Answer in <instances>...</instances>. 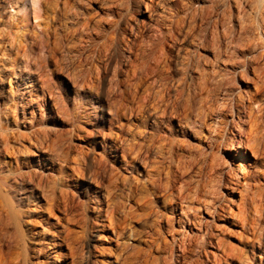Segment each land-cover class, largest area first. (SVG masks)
Wrapping results in <instances>:
<instances>
[{
    "label": "rangeland",
    "instance_id": "rangeland-1",
    "mask_svg": "<svg viewBox=\"0 0 264 264\" xmlns=\"http://www.w3.org/2000/svg\"><path fill=\"white\" fill-rule=\"evenodd\" d=\"M212 4L215 6L214 9ZM205 8L208 15L205 11L202 18L200 13ZM263 10L264 0H0V68L3 66L11 71L14 68L9 78L5 74H0V176L5 174L4 180L8 179L6 184L3 176L0 178V183L7 185V189H4V185L1 184L4 194L2 191L0 194V197L2 195L0 264H163V257L166 255L172 263L171 251L177 249L176 240L179 238L186 243L192 238L193 244L198 242L197 238L200 239L204 251L201 252V257L207 261L206 264H241L243 253L248 249L249 252H245L244 255L246 264H264V249L258 244L259 241L264 243V161L262 155L258 156V152L253 148L259 134L255 123L252 122L256 107L261 103L264 105V51L262 47L261 50L259 48L264 44L262 25L264 12H261ZM211 12L213 14L210 15ZM196 13L199 17L195 16ZM226 13L228 15L230 13L229 18ZM209 15L211 18H208ZM214 16L221 18L220 25L212 27L217 29L216 32L228 28L225 27L226 22H228L226 26L232 27L230 36L227 35L230 40L223 38L219 46L221 50L218 52L215 49L216 45L210 44V47L206 44L197 45L194 39L196 32H200L197 30L202 31L206 22H209V25L213 23ZM15 32L21 41L18 38L17 42L15 39L12 40L16 36ZM27 32L29 36L34 37H32L34 51L31 52L30 59L32 61L37 57L31 62L34 65L32 70L30 66L25 67L29 63L25 53ZM23 33L24 37L21 36ZM208 37L210 38V35ZM257 41H260V44ZM20 49L24 53L19 51ZM254 54L257 58L251 65L249 64L251 67H246L244 61ZM16 55L20 57L12 65V58ZM237 57H240L239 60ZM235 58L238 60L237 63L232 60ZM232 67H236L235 72H232ZM226 69L231 72L229 76L232 82H226L227 89L221 84L216 94L214 112V120L221 119L226 127L223 143L215 146L212 145V138L208 140L207 136L203 138L207 129H203L201 134L176 136L185 138L186 144L189 145L184 152L177 151L180 160L181 157L183 160L187 158L189 160L191 153L195 154L199 149L207 152L212 148L211 153L206 154L208 162L205 159V166L203 163H197L198 165L195 164L192 168L189 166L191 170L188 167V172L186 170L176 182V185L178 184L176 189H180L182 183L178 191L182 195L186 193L187 196L181 204L182 209L180 210L181 207L178 206L175 212L165 211L161 209V202L166 196L155 199L153 195L144 194L143 190H138L137 196L131 200L126 194L128 181L139 180V187L141 186L140 179L141 181L145 179L142 163L132 162L130 158L135 156L132 152L124 159L120 151L117 152L116 159L107 156L105 160L103 150L109 149L114 141L122 139L130 142L134 132L135 137L137 136L135 141L138 140L139 143L149 136L152 131L150 127L158 120L160 108L167 105V97L168 102L170 101L167 105V117L170 118L171 125L178 128L177 119L172 117L171 113L169 115V111L173 109L172 105L180 110L181 116L187 114L188 119L192 118L193 111L180 108L188 104L191 96H194L192 99L198 98L196 104L202 100L199 103L204 102L207 105L206 88L209 87L212 76L216 75L212 79L215 81L228 71ZM20 71L24 73L31 71L37 84V90L31 95L35 102L31 104V109L26 110L25 115L21 114V107L17 103L24 100L20 93H26L29 80L27 74L20 77ZM203 71L210 74L207 72L206 76ZM199 73L207 80L205 77H202L205 78L204 81L198 77ZM198 81L200 82L198 87L202 92L196 88L195 83ZM203 83L204 85H201ZM10 86L14 89L12 90ZM201 86H204L205 90ZM179 90H182L181 96L177 94ZM197 90L200 94L196 93ZM173 94L179 97L175 98ZM184 95L186 100L183 98ZM226 98L233 99L232 102L239 101L240 112L233 106L231 111L222 113ZM254 101L257 102L253 103ZM135 129L140 131H134ZM216 134L217 131L213 130L211 137ZM204 142L206 145L210 143V147ZM155 150L156 148H153L151 156L157 155ZM183 153L189 157L184 158ZM188 160L185 162L186 165H189ZM97 161L101 162L105 170L103 182L108 184L111 180L117 179L118 183L110 199L103 197L104 207L119 200L117 203L120 209L115 214L129 213L132 217L120 220L118 233L123 232L120 235L116 234L114 229H107L105 233L95 229L91 222L94 213L89 207L86 190L90 180L91 185L96 187V182L90 179L93 174L90 168ZM71 166L75 168L72 169ZM112 172L115 174H111ZM106 173H109V177ZM213 173L217 176V179L214 177L215 184L211 182ZM248 174H250L248 188H251L248 194L252 198L249 197L248 203L243 204L239 201L238 191L233 189L228 191L227 188L237 185L238 189H241L242 183L244 184L243 177ZM182 178L184 183L192 182H188L189 185L186 182V187L191 189L183 186ZM203 179L209 181L204 182L209 187L202 185L205 189L209 188L208 190L200 185ZM209 183L212 184L211 187ZM104 185L101 189L106 195ZM198 185L200 189L197 188ZM203 189L205 193L202 192ZM61 192L63 196L59 195ZM191 196L193 199L196 198L198 204L189 198ZM213 197L219 199L218 202L214 203ZM64 201L71 205L65 204ZM144 202H147L146 205ZM218 203L225 209V214L213 213V207ZM140 211L142 212L139 216L137 213ZM134 213L137 214L135 218L132 216ZM161 213H166L167 219H170L168 225L161 222ZM226 216H229V220ZM154 217H157L156 220ZM247 223L251 224L250 226L253 224L252 227L257 225L258 228L255 226L254 230H259L256 231L260 234L259 237L255 236L253 239L250 231L249 234L245 231ZM106 224L108 225L107 221ZM209 227L213 236L210 232V235L208 234ZM172 235H175L174 240ZM208 236H211V239H208ZM251 237L256 242L252 253L251 246L244 245V241H250ZM216 240L219 241L216 245L218 247L215 246ZM207 241H211V244ZM229 248L233 251H228ZM96 251L103 253L97 257V261L94 259ZM223 252L234 254H228V257L231 256L228 259ZM189 257V260L193 258L192 255ZM165 261L164 264L169 262L167 259Z\"/></svg>",
    "mask_w": 264,
    "mask_h": 264
},
{
    "label": "bare ground",
    "instance_id": "bare-ground-1",
    "mask_svg": "<svg viewBox=\"0 0 264 264\" xmlns=\"http://www.w3.org/2000/svg\"><path fill=\"white\" fill-rule=\"evenodd\" d=\"M217 1V0H216ZM53 3V2H52ZM239 4V3H238ZM213 5V4H212ZM214 5H215V3H214ZM212 6V8L214 9V7L215 6H217V5H215V6ZM232 5V4H231ZM239 8V7H238ZM209 9V8H208ZM207 9V10H208ZM209 10H211V9H209ZM208 10V11H209ZM226 10V9H225ZM229 11H230V9H228ZM206 11V8L204 9V11L202 12L201 11V13H200V15H201V17H202V14H204V12ZM212 11V10H211ZM228 11V12H229ZM216 13H217V11H215ZM262 13L264 12V10L263 11H261ZM195 13V12H194ZM206 14L208 15V13H207V11H206ZM206 14H205V16H206ZM211 14H213V12H211L210 13V15ZM215 14V13H214ZM227 14V13H226ZM264 14V13H263ZM262 14V15H263ZM197 15V13L195 14V16ZM210 15L208 16V18L210 17ZM198 17H199V15H197ZM227 17L228 16H230V13H229V15L227 14L226 15ZM232 16V15H231ZM192 17V16H191ZM207 17V16H206ZM216 16H214V19H213V23L211 22V24L209 25V22H204L205 24V27L202 29V31L200 30V29H198L197 31H200L199 33L198 32H196L197 34H196V37L194 38L195 40H196V44L197 45H204L205 46V44L206 45H209V47H210V44L212 45V44H214V45H216L215 47V49L217 50L216 52H218V50H221V49H219V46H221V43H222V40H223V38H226V39H228V36L227 35H229V33L231 32L230 30H231V28H229V26H226L227 24H228V22H226V21H228V20H223V21H225L226 22V24H225V27H228V28H224L222 31L220 30V31H218V32H216V30L215 29H213L215 26H217L218 27V25H220V22H221V18H218V17H216ZM195 18V17H194ZM203 18V17H202ZM208 18H207V20H208ZM211 18V17H210ZM229 18V17H228ZM227 18V19H228ZM225 19H226V17H225ZM231 19V18H230ZM191 20H193V18L191 19ZM201 20V19H200ZM204 20V19H203ZM206 20V21H207ZM195 21V20H194ZM231 21V20H230ZM229 21V22H230ZM224 22V23H225ZM255 22V21H254ZM223 23V22H222ZM259 23V22H258ZM257 23V24H258ZM199 25V24H198ZM223 25V24H222ZM230 25V24H229ZM255 25V24H254ZM261 25V24H260ZM262 25L264 26V19L262 20ZM261 25V26H262ZM192 26V25H191ZM200 26V25H199ZM210 26H211V29H210ZM256 26V25H255ZM254 26V27H255ZM258 26V25H257ZM201 27H203L202 25H201ZM213 27V28H212ZM219 28L220 29H222V27H220L219 26ZM24 29V28H23ZM26 29V28H25ZM42 29V28H41ZM191 29H192V27H191ZM256 29V28H255ZM259 29V28H258ZM257 29V30H258ZM263 29H264V27H263ZM17 31H18V29H16ZM15 30V31H16ZM43 30H44V26H43ZM264 31V30H263ZM22 32H24L23 30H22ZM29 32H30V30H29ZM29 32H27V35H25L26 37H27V40L25 41V39L23 40V41H25V43L27 44V45H25L26 46V50H25V48H23L24 50H25V53L27 54V57H28V61H29V63H27L26 65H25V67L27 68L28 66H30V69L32 70V66H34V65H32L31 64V62L32 61H34L36 58H34V60H32L31 61V52H33L34 50H32L33 48H32V44L34 43L33 41H34V39L32 40V37L33 36H29ZM32 32V31H31ZM44 32V31H43ZM262 32V31H261ZM35 33H36V30H35ZM39 33V32H38ZM40 33H41V30H40ZM16 34V36H14ZM15 34L13 35L14 36V38L12 39V40H14L15 39V41L17 42V38H18V34L15 32ZM32 34V33H31ZM30 34V35H31ZM43 33H41V35H42ZM12 35V34H11ZM34 35V34H33ZM37 35V34H36ZM35 35V36H36ZM40 35V34H39ZM38 35V36H39ZM45 35V34H44ZM210 35V38L208 37ZM7 36V35H6ZM13 36H11V38L13 37ZM21 36H23L24 37V33L21 35ZM230 36V35H229ZM263 36H264V32H263ZM262 36V37H263ZM10 38V39H11ZM20 38V37H19ZM18 38V39H19ZM29 38V39H28ZM34 38V37H33ZM7 39H9V38H7ZM37 39V38H36ZM35 39V40H36ZM39 39H41V37L39 36ZM20 40V39H19ZM18 40V41H19ZM228 40H230V37H229V39ZM254 39H252V41H253ZM257 40H259V39H257ZM11 41V40H10ZM21 41V40H20ZM43 41H45V39H43ZM261 41V40H260ZM260 41H257V42H259V44H260ZM40 42V41H39ZM263 42V41H262ZM8 43H9V41H8ZM19 43H21V42H19ZM24 43V44H25ZM35 43H37V42H35ZM230 43V42H229ZM256 43V42H255ZM12 46H13V44H11ZM10 45V46H11ZM21 45H23V44H21ZM34 45V44H33ZM35 45H37V44H35ZM223 45V44H222ZM230 45V44H229ZM249 45V44H248ZM253 45V44H252ZM256 45V44H255ZM254 45V46H255ZM19 46H20V44H19ZM25 46H21V47H25ZM41 46H43V44L41 43ZM260 47H262V50L264 51V44H262V45H260L259 46V48ZM14 48V47H13ZM203 48V47H202ZM207 48V47H206ZM247 48H249V47H247ZM254 48H257V47H254ZM16 49H17V46H16ZM205 49V48H204ZM238 49H240V48H238ZM246 49V48H245ZM244 49V50H245ZM251 49V48H250ZM249 49V50H250ZM32 50V51H31ZM208 50V49H207ZM228 50V49H227ZM235 50V49H234ZM243 50V49H242ZM241 50V51H242ZM260 50H261V48H260ZM19 51H21V49L19 50ZM230 51H231V49H230ZM251 51H253V50H251ZM257 51V50H256ZM258 51H259V49H258ZM22 52V51H21ZM228 52V51H227ZM13 53H16V52H13ZM20 53V52H19ZM22 53H24V52H22ZM199 53V52H198ZM241 53V52H240ZM244 53V52H243ZM248 53V52H247ZM246 53V54H247ZM194 54V53H193ZM228 54V53H227ZM230 54V53H229ZM253 54V53H252ZM262 54V53H261ZM263 54H264V52H263ZM23 55V54H22ZM232 55H234V54H232ZM244 55V54H243ZM260 55V54H259ZM258 55V56H259ZM24 56V55H23ZM33 56V57H34ZM197 56L199 57V55L197 54ZM216 56V55H215ZM18 57H20V56H15V57H13L12 58V61H11V64L12 65H14L16 62H17V60H18ZM217 57V56H216ZM228 57V56H227ZM229 57H231V55L229 56ZM228 57V58H229ZM235 57V56H234ZM242 57V56H241ZM247 57V56H246ZM24 58L26 59V56H24ZM214 58V57H213ZM232 58V57H231ZM238 58V57H237ZM240 58V57H239ZM239 58H238V60H239ZM245 58V57H244ZM257 58V55L256 54H254V55H251L250 56V58L249 59H246V61H244L245 63H246V67L247 66H250L252 63H253V61L255 60ZM11 59V58H10ZM195 59V58H194ZM206 59H208V58H206ZM260 59V58H259ZM38 61H39V59H37ZM187 60V59H186ZM193 60V59H192ZM209 60V59H208ZM207 60V61H208ZM229 60H230V58H229ZM232 60H235V62H236V58L235 59H232ZM237 60V61H238ZM198 61V60H197ZM36 62V61H35ZM40 62V61H39ZM209 62V61H208ZM230 62V61H229ZM235 62H234V64H235ZM8 63H10V62H8ZM38 63V62H37ZM186 63V62H185ZM197 63H199V62H197ZM226 63H228V61L226 62ZM226 63H223V65L224 64H226ZM233 63V62H232ZM231 63V64H232ZM237 63V62H236ZM242 63H243V60H242ZM244 63V64H245ZM34 64V63H33ZM206 64V63H205ZM209 64V63H208ZM230 64V65H231ZM243 64V65H244ZM250 64V65H249ZM11 65V66H12ZM35 65H38V64H36L35 63ZM195 65H197V64H195ZM228 65H229V63H228ZM237 65V64H236ZM243 65H241L242 66V68H244V66ZM255 65V64H254ZM41 66V65H40ZM192 66H193V64H192ZM232 66H234V65H232ZM240 66V67H241ZM10 67V66H9ZM39 67V66H38ZM195 67V66H194ZM202 67V66H201ZM206 67H207V65H206ZM225 67V66H224ZM223 67V68H224ZM237 67V66H236ZM236 67H232V72H235V69H236ZM251 67V66H250ZM256 67V66H255ZM12 68V67H11ZM203 68V67H202ZM216 68V67H215ZM220 69H221V67H219ZM222 68V69H223ZM253 68H254V66H253ZM13 69L14 68H12V71H13ZM38 69V68H37ZM195 69V68H194ZM210 69V68H209ZM239 69V68H238ZM254 69H257V68H254ZM253 69V70H254ZM39 70H40V68H39ZM38 70V71H39ZM203 70V69H202ZM215 70H217V69H215ZM226 70H228V69H226ZM245 70V69H244ZM243 70V71H244ZM247 70H248V68H247ZM246 70V71H247ZM261 70V69H260ZM12 71L10 70V69H7V68H5V67H3L2 66V68H0V74H5V75H7V77L9 78V76L11 75V73H12ZM193 71V70H192ZM197 71H199V70H197ZM196 71V72H197ZM225 71V70H224ZM245 71V72H246ZM255 71V70H254ZM253 71V72H254ZM201 72V71H200ZM208 72V71H207ZM207 72H204L203 71V73H204V75L207 73ZM209 72H210V70H209ZM208 72V73H209ZM215 73H216V71H214ZM218 72V71H217ZM256 72V71H255ZM202 73V74H203ZM218 73H223V72H218ZM217 73V74H218ZM231 72L228 70V71H226L224 74H220L221 75V77H219L218 79H216L215 81L214 80H212V79H214V76H216L215 74L212 76L213 78L210 80V85H208V83H207V85L209 86V87H207L206 85V91H207V94H208V96H207V98H205V99H207L206 101V103H207V105H205V103L204 102H201L202 104H200L199 103V101H202V100H199L198 101V104H196L197 103V100H198V98H197V100H196V102L194 101V99H192L194 96H191L190 95V92H189V95L191 96V99L188 101V104L187 105H183L182 107L183 108H180V109H186V111L188 110V111H193L194 112V114H193V116H192V118H190V119H188V115L187 114H185V115H183V116H181L180 115V110H178L177 109V107H174V104L172 105L173 106V109L172 110H170L169 111V115H170V113H171V115H172V117H174V118H176L177 119V121H178V128H175V127H173V125H171V121H170V118H168L167 117V114H168V109H167V105H168V103H170V101L168 102V100H169V98L167 97V101H166V99H165V101L167 102V105H165V104H163V105H165V106H162V108H160V110H159V112H160V114H159V116H158V120L157 121H155L154 122V125H153V127H150V129L152 130L151 132H150V134H149V136H146L145 137V139H142V141L139 143L138 142V140L137 141H135L137 138V136L135 137V132L134 131H140V129H138V130H134L133 132V135H132V139H130L131 141L129 142V141H126L125 139V141H123L122 139L121 140H118L117 142L116 141H114V144H112V145H110L109 146V149H105V150H103V156H104V159L106 160L107 159V156L108 157H110L111 159H116L117 158V152L118 151H120L121 152V156L124 158V157H126V158H128L129 156H127L128 154H131L130 152H132L133 154H135V156H133V158L131 157L130 159H132V162L134 163V164H137V162L138 163H142V166H143V171L142 172H145V179L143 180V181H141V179H140V182H141V186L139 187V180H138V182L137 181H128V185H127V192H126V194L128 195V197L132 200V199H134L136 196H137V194H138V190H143L144 191V194H146V195H148V196H152L153 195V197L155 198V199H157V197H160V196H166L163 200H162V204H161V209H164L165 211H170V210H172L173 212H175V210H177V208H178V206H180L181 208H180V210L182 209V202L183 201H185V198H187V196H186V191L184 192L185 193V195L183 194L182 195V193L180 192V191H178V190H180L181 189V185H182V183L180 184V189L178 188V189H176V186H178V184L176 185V182L178 181V179H180L182 176H183V174L184 173H186L185 171L187 170V168L190 166L191 168L192 167H194V165L195 164H197V163H203V165L205 164V157L207 156L206 154L207 153H211V149L208 151L207 150V152L206 151H202V149H199L197 152H195V154L194 153H191V155H190V159L188 160V158H187V160H188V163H189V165H186L185 164V162H187V160L186 159H182V157H181V160H180V156L179 157H177V151H183V150H185V149H187L188 148V146L189 145H187L186 144V142L187 141H185L184 139H182V137L181 136H185V134H190V135H193V134H201V132L203 131V129L204 130H206L207 129V132L205 133V135H203V138H205V136H207L206 137V139L208 140V138H212L213 139V141H212V145H215V146H217L218 144H221V143H223V137H224V131H225V125H223L224 123H223V121L221 120V119H219L218 121H215L214 120V118H215V116H214V112H215V101H216V94H218L217 93V91L219 92V88L221 87V84H223V86H224V88L225 89H227L226 87H225V85H226V82H228V83H230V82H232V80L230 81V76H229V74H230ZM244 73V72H243ZM25 74H27V79L29 80V82L27 83L28 85H27V88H26V93L25 92H22V93H20V95H22V96H24L23 97V99L24 100H21L20 102H18L17 103V105L19 106V107H21L20 109H21V111H22V113L21 114H26V110L27 109H31V104L33 103V102H35L34 101V99L31 97V95L33 94V91H36L37 90V84H36V81H35V79H34V77H33V75L31 74V71H28L27 73H24V71H20L19 72V76L20 77H22L23 75H25ZM210 74V73H209ZM236 74H237V72H236ZM245 74V73H244ZM199 75H200V73H199ZM198 75V77H205V76H199ZM224 75H225V77L227 78H225L224 77ZM232 75V74H231ZM240 75H241V73H240ZM43 76V75H42ZM206 76H207V74H206ZM218 76V75H217ZM244 76V75H243ZM242 76V77H243ZM6 77V76H5ZM44 78V77H43ZM46 78V77H45ZM206 78V77H205ZM205 78H202V80L203 79H205ZM186 79V78H185ZM197 79H200V78H197ZM196 79V80H197ZM208 79H209V77H208ZM252 79V78H251ZM43 81H44V79H42ZM188 80V79H187ZM186 80V81H187ZM206 80H207V78H206ZM234 80V79H233ZM10 81V80H9ZM39 81V80H38ZM47 81V80H46ZM193 81V80H192ZM204 81V80H203ZM3 83V82H2ZM44 83H45V81H44ZM43 83V84H44ZM178 83V82H177ZM187 83V82H186ZM194 83V82H193ZM4 84V83H3ZM182 84H183V81H182ZM195 84H197V89L198 90H200L201 91V88L200 87H198L199 85H200V82L198 81V83H195ZM11 85V84H10ZM188 85V84H187ZM191 85V84H190ZM201 85H204V83L203 84H201ZM232 85V84H231ZM177 86V85H176ZM182 86V85H181ZM181 86H179V87H181ZM194 86V85H193ZM222 86V87H223ZM11 87V86H10ZM43 87V86H42ZM178 87V86H177ZM191 87V86H190ZM195 87V86H194ZM201 87H203V89L205 90V87L204 86H201ZM40 88H41V86H40ZM193 88V87H192ZM11 89L13 90L14 89V87H11ZM177 89V88H176ZM178 89H180V88H178ZM177 89V90H178ZM181 89H182V87H181ZM187 89V88H186ZM190 89V88H189ZM202 89V90H203ZM229 89V88H228ZM176 90V91H177ZM196 91V93L198 94L199 93V91ZM203 90V91H204ZM230 90V89H229ZM181 91L182 90H179L178 91V95L179 96H181ZM187 91H188V89H187ZM186 91V92H187ZM193 91H194V88H193ZM27 92H29L28 94H27ZM51 92V91H50ZM50 92H49V95H50ZM185 92V93H186ZM192 92V91H191ZM195 92V91H194ZM194 92H193V94H194ZM202 92V91H201ZM164 93V92H163ZM176 93V92H175ZM176 94V96L177 97H179L178 95ZM192 94V95H193ZM200 94V93H199ZM17 95V94H16ZM162 95V94H161ZM166 96L168 95V94H165ZM174 95V94H173ZM202 95V94H201ZM226 95H227V97H228V95H229V92H227L226 93ZM169 96V95H168ZM175 96V95H174ZM176 96H175V98H176ZM189 96V97H190ZM206 96V95H205ZM27 98H29V99H27ZM175 98H174V100H175ZM183 98L186 100V98H185V95L183 96ZM201 98V97H200ZM161 99V98H160ZM162 99H163V96H162ZM184 99H183V101H184ZM187 99H189L188 97H187ZM171 100H173V99H171ZM176 100H178V99H176ZM204 100V99H203ZM225 100V102L226 103H224L225 105H224V107H223V111H222V113H226L227 111H231L232 109H233V106H234V108H235V110H238V112H240V110H241V104L239 103V101H236V100H234V102H232L233 101V99H231V98H226V99H224ZM162 102H163V100H161ZM164 101V102H165ZM183 101L181 100V102L183 103ZM177 102V101H176ZM255 102H257V101H254L253 103H255ZM171 103H172V101H171ZM178 103V102H177ZM15 104V103H14ZM36 104V103H35ZM158 105L159 104H157V106L156 107H158ZM176 105V104H175ZM200 105V106H199ZM250 106H252V105H250ZM159 107H161V104H160V106ZM217 107V106H216ZM249 107V106H248ZM12 108V107H11ZM16 108H17V106H16ZM170 108V107H169ZM19 109V110H20ZM159 109V108H158ZM252 109H254L253 108V106H252ZM11 111H12V109H10ZM15 110V109H14ZM253 111V110H252ZM19 112V111H18ZM155 112V111H154ZM220 112V111H219ZM255 113L253 114L254 116H253V120H252V122H254L255 123V125H256V127H257V132H258V134H259V138H258V140L256 141V143H253L254 145H253V148L255 149V152H258V156H259V154L260 155H262L261 156V158L263 159V161H264V105H262V103L261 104H259L258 105V107H256V110L254 111ZM188 113V112H187ZM157 114V113H156ZM221 114V113H220ZM251 114V113H250ZM251 114V115H252ZM15 115V114H14ZM168 115V116H169ZM251 115H249V117L251 116ZM6 116V115H5ZM11 116H12V114H11ZM10 116V117H11ZM155 116V115H154ZM190 116V115H189ZM19 117V116H18ZM156 117V116H155ZM6 118V117H5ZM17 118V117H16ZM15 118V119H16ZM251 119V118H250ZM144 122V121H143ZM27 123V122H26ZM1 125V124H0ZM135 126V125H134ZM144 126V125H143ZM137 128V127H136ZM153 128V129H152ZM2 130V129H1ZM142 130H144V128L142 129ZM213 130H216L217 131V134L215 135V136H212L211 137V132L213 131ZM137 132V133H138ZM145 132V131H144ZM141 133H143V132H141ZM148 133V132H147ZM177 133V134H176ZM136 135H138V134H136ZM177 135H181L180 136V138H176V136ZM139 137V136H138ZM257 139V138H256ZM129 140V139H128ZM200 141H204L203 139H200ZM225 141V140H224ZM205 143V142H204ZM189 144V143H188ZM205 145H206V143H205ZM211 145V146H212ZM207 147H210V143H208V145H206ZM218 146H220V145H218ZM213 147V146H212ZM64 148V147H63ZM153 148L155 149L156 148V150L155 151H157L156 153H157V155L156 156H151V154H152V150H153ZM53 151V150H52ZM193 151V150H192ZM55 152V151H54ZM184 152V151H183ZM153 153H154V151H153ZM79 154H80V152H79ZM78 154V155H79ZM132 154V155H133ZM167 154H169V155H167ZM213 154V153H212ZM100 155V154H99ZM180 155V154H179ZM184 155H186V154H184L183 153V156ZM101 156V155H100ZM131 156V155H130ZM173 156H175V159H173ZM188 156V155H187ZM187 156H184V158L185 157H187ZM74 157V156H73ZM189 157V156H188ZM214 157V155L212 156V159H214L213 158ZM64 158V157H63ZM62 158V159H63ZM71 158V157H70ZM81 158V157H80ZM94 158V157H93ZM100 158V157H99ZM217 158V157H216ZM61 159V158H60ZM125 159V158H124ZM211 159V158H210ZM67 160V159H66ZM97 160H99V159H97ZM207 160V159H206ZM64 161H65V159H64ZM84 161V160H83ZM92 161H94L95 162V160H92ZM214 161V160H213ZM258 161H259V159H258ZM104 162V161H103ZM207 162H208V160H207ZM211 162V161H210ZM187 163V164H188ZM213 163H215V162H213ZM94 164V163H93ZM106 164V163H105ZM104 164V165H105ZM211 164V163H210ZM198 165V164H197ZM207 165V164H206ZM216 165V164H215ZM214 165V166H215ZM51 166H53V165H51ZM205 166V165H204ZM218 166V165H217ZM72 167V166H71ZM172 167H174V168H172ZM190 167H189V169H190ZM197 167V166H196ZM211 167H213L212 165H211ZM73 168H75V167H72V169ZM205 168V167H204ZM214 168V167H213ZM71 169V168H70ZM188 169V170H189ZM220 169V168H219ZM17 170H18V168H17ZM90 170H92V177H90V179H92L93 181H95L96 182V187H93L92 185H91V180L89 181V183H90V185L88 186V188H87V190H86V193L88 194V199H89V202H90V208H91V210H93V217H92V220H91V222H92V224L94 225V228L95 229H99V230H101V231H103L104 233L105 232H107V229H114L115 230V233L117 234L118 233V229L120 228V220L122 219V220H126L128 217H131L130 216V214L129 213H127V214H124L122 211V214L121 215H119V214H115L116 212H117V210H119L120 209V205L116 202V203H111V204H106V207H104V200H103V197L106 199L107 198V200L108 199H110V197H112V194L111 193H113V191L114 190H116V187H117V179H114V181L113 180H111L107 185L103 182V172L105 173V170H104V168L102 167V164H101V162L100 161H97L91 168H90ZM188 170H187V172H188ZM191 170V169H190ZM214 170V169H213ZM221 170V169H220ZM257 170H258V168H257ZM256 170V171H257ZM75 171V170H74ZM215 171V170H214ZM82 172V171H81ZM83 173V172H82ZM197 173V172H196ZM215 173H217V172H215ZM215 173H213L212 175H214V176H212L213 177V179H211V180H213V181H211L213 184H215L214 183V177H216L215 179H217V176H215L216 174ZM220 173V172H219ZM222 173V172H221ZM20 174V173H19ZM28 174V173H27ZM107 174V176L109 177V173H106ZM111 174H115V173H111ZM5 175V174H4ZM4 175H2L3 176V181H5V183H6V181L8 180V179H5L4 180ZM6 175H7V173H6ZM21 175V174H20ZM28 175H30V174H28ZM35 175V174H34ZM144 175V174H143ZM192 175V174H191ZM194 176H195V174H193ZM220 175V174H219ZM245 175V174H244ZM2 176H0V178L2 177ZM9 176V175H8ZM8 176H6L7 178H9ZM17 176H19L18 174H17ZM22 176V175H21ZM75 176V175H74ZM89 176V175H88ZM111 176V175H110ZM115 176V175H114ZM186 176V175H185ZM190 176V175H189ZM201 176V175H200ZM221 176H222V174H221ZM191 177V176H190ZM199 177V176H198ZM19 178V177H18ZM24 178V177H23ZM29 178V177H28ZM42 178V177H41ZM114 178V177H113ZM132 178H134V176H132ZM136 178V177H135ZM189 178V177H188ZM202 178V177H201ZM194 179V178H193ZM199 179V178H198ZM219 179V178H218ZM221 179V178H220ZM249 179H250V174H248V175H246V176H244L243 177V181L242 182H244V184L242 183V188L241 189H238V187H237V185L236 186H233V187H231V188H227L228 189V191H230L231 189H233V190H235V191H238V195H239V201L241 202V203H243V204H247L248 203V200H249V197H251V196H249V194H248V192H250V191H248V190H250L251 188H248L249 186H250V183H249ZM24 180V179H23ZM109 180V179H108ZM182 180V182L184 183V181H183V178L181 179ZM181 180H180V182H181ZM189 180V179H188ZM196 180H197V178H196ZM204 180V179H203ZM202 180V181H203ZM192 181V180H191ZM195 180H193V182H194ZM198 181V180H197ZM215 181H217V180H215ZM219 181V180H218ZM187 182V181H186ZM186 182L184 183V187H186ZM188 182H190V181H188ZM188 182H187V185H189L190 183H192V182H190L189 184H188ZM204 182H209V181H203V183L201 182L200 183V181H199V183H200V185L202 186L203 184H204ZM220 182V181H219ZM3 184V183H0V194H1V191H2V194H4L3 193V190L7 187V183L6 184ZM38 183V182H37ZM55 183V182H54ZM53 183V184H54ZM123 183V182H122ZM127 183V182H126ZM199 183H197V184H199ZM240 183H241V181H240ZM1 184H2V186L4 185V189H2V186H1ZM33 184V183H32ZM40 184V183H39ZM106 185V195L104 194V193H102V186L103 185ZM194 185H195V183H193ZM218 184V183H217ZM51 185V184H50ZM104 185V186H105ZM209 185H210V187H211V185L212 184H210L209 183ZM253 185V184H252ZM40 186V185H39ZM55 186V185H54ZM53 186V187H54ZM200 186V187H201ZM204 186H207L206 184H204ZM204 186H202V187H204ZM230 186V185H229ZM49 187H51V186H49ZM52 187V188H53ZM195 187V186H194ZM201 187V188H202ZM207 187H209V186H207ZM214 187H215V185H214ZM213 187V188H214ZM240 187H241V185H240ZM188 187H186V189H187ZM190 189H191V187H189ZM188 188V189H189ZM197 188H199V185H198V187ZM196 188V189H197ZM212 188V189H213ZM7 189V188H6ZM117 189H119V188H117ZM185 189V188H184ZM185 189V190H186ZM194 189V188H193ZM196 189H195V193L197 192L196 191ZM200 189V188H199ZM204 189H205V187H204ZM204 189L202 190V192L204 191ZM209 189V188H208ZM208 189H205V190H208ZM230 189V190H229ZM46 190V189H45ZM48 190V189H47ZM53 190H54V188H53ZM53 190H52V192H53ZM211 190V189H210ZM214 190H215V188H214ZM6 191V190H5ZM4 191V192H5ZM181 191H183V190H181ZM211 191H213V190H211ZM218 191V190H217ZM47 192V191H46ZM59 192V191H58ZM192 192H194V190L192 191ZM207 192H209V191H207ZM207 192H206V194H207ZM214 192V191H213ZM220 192V191H219ZM218 192V193H219ZM234 192V191H233ZM63 192H61L59 195L60 196H63V195H61ZM203 193H205V192H203ZM210 193V192H209ZM208 193V194H209ZM217 193V194H218ZM236 193V192H235ZM6 194V193H5ZM52 194V193H51ZM140 194V193H139ZM202 194V193H201ZM206 194H204V195H206ZM213 194H215V193H213ZM196 195V194H195ZM203 195V194H202ZM69 196V195H68ZM147 196V197H148ZM200 196V195H199ZM210 196V195H209ZM215 196V195H214ZM221 195H219V198L221 199V197H220ZM1 197H2V195H1ZM0 197V198H1ZM5 197V196H4ZM55 197V196H54ZM65 197V196H64ZM144 197V196H143ZM146 197V196H145ZM216 197H217V195H216ZM214 198V203L215 202H218V200L219 199H217V198ZM151 198V197H150ZM190 199L192 198V196L191 197H189ZM195 198V197H194ZM252 198V197H251ZM251 198H250V200H251ZM4 199V198H3ZM51 199V198H50ZM63 200H64V198H62ZM147 199V198H146ZM190 199H188L189 201H190ZM193 199V198H192ZM191 199V200H192ZM196 199V198H195ZM195 199H193V200H195ZM198 200H199V198H197ZM216 199V200H215ZM67 199H66V197H65V201H66ZM107 200H106V203H107ZM125 200H127V198L125 199ZM124 200V201H125ZM9 201V200H8ZM64 201V202H65ZM70 201H72V200H70ZM147 201V200H146ZM196 201V200H195ZM122 202V201H121ZM137 202H138V200H137ZM159 202H160V200H159ZM197 202V201H196ZM201 202V201H200ZM240 202H238V203H240ZM68 203V202H67ZM66 202H65V204H67ZM73 203V202H72ZM120 203V202H119ZM123 203V202H122ZM121 203V206L123 205V204H125V203H123L122 204ZM145 203H147V202H144V204ZM192 203V202H191ZM222 203V202H221ZM250 203V202H249ZM69 204V203H68ZM137 204H139V202L137 203ZM197 204H198V202H197ZM250 204H252L253 205V203L251 202ZM69 205H71V204H69ZM143 205V204H142ZM146 205V204H145ZM183 205H185V204H183ZM202 205H203V202H202ZM212 205V204H211ZM6 206H7V204H6ZM150 206H152L151 204H150ZM212 206H214V205H212ZM5 207V206H4ZM59 207V206H58ZM67 206H65V208H66ZM71 207V206H70ZM124 207V206H123ZM122 207V208H123ZM128 207V206H127ZM145 207V206H144ZM184 207V206H183ZM189 207V206H188ZM190 207H192V206H190ZM189 207V208H190ZM239 207H242V205L240 206L239 205ZM244 207V206H243ZM129 208V207H128ZM193 208V207H192ZM214 209L212 210L213 211V213L214 214H225L226 213V211H225V209H223V207L221 206V204H217L215 207H213ZM14 209V208H13ZM187 209V208H186ZM239 209V208H238ZM252 209H253V207H252ZM264 209V208H263ZM122 210V209H121ZM140 210H141V207H140ZM154 210V209H153ZM241 210V212H243L242 211V209H240ZM244 210V209H243ZM260 210H261V208H260ZM259 210V211H260ZM125 211H126V209H125ZM127 211H128V209H127ZM148 211H150L151 212V210H148ZM255 211V210H254ZM253 211V212H254ZM141 212L142 211H140V212H138L137 214L140 216V214H141ZM154 212V211H153ZM161 212V211H160ZM172 212V213H173ZM184 212V211H183ZM238 212H240V211H238ZM237 212V213H238ZM249 212V211H248ZM252 212V213H253ZM263 212V211H262ZM16 213V212H15ZM148 212H146V214H147ZM178 213V212H177ZM187 213H189V212H187ZM198 213V212H197ZM236 213V214H237ZM244 213H245V211H244ZM133 214V213H132ZM131 214V215H132ZM136 213H134V215H135ZM136 214V215H137ZM143 214H144V212H143ZM166 213H161V215H160V220H161V222H166V224H167V222H168V224L170 223V219H167L168 217L165 215ZM175 214V213H174ZM180 214V213H179ZM183 214V213H182ZM233 214H235V213H233ZM243 214V213H242ZM246 214V213H245ZM134 215H132L133 216V218H135L136 217V215L134 216ZM139 216H137V217H139ZM149 216V215H148ZM147 216V217H148ZM218 216V215H217ZM146 217V216H145ZM158 217V216H157ZM156 217V218H157ZM233 217V216H232ZM232 217H230V218H232ZM262 217V216H261ZM132 218V217H131ZM141 218V217H140ZM155 218V217H154ZM156 218H155V220H156ZM171 218V217H170ZM226 218L229 220V216L227 217L226 216ZM138 219V218H137ZM147 219V218H146ZM234 219V218H233ZM232 219V220H233ZM244 219V218H243ZM130 220H134V219H130ZM139 220V219H138ZM238 220V219H237ZM239 220H240V218H239ZM257 220H260V219H258L257 218ZM106 221L108 222V225L106 224ZM158 221H159V219H158ZM255 221V220H254ZM253 220H252V222H254ZM122 222H124V221H122ZM251 222V223H252ZM154 223V222H153ZM160 223V222H159ZM239 223H240V221H239ZM242 223V222H241ZM124 224V223H123ZM122 224V225H123ZM167 224V225H168ZM204 224V223H203ZM234 224V223H233ZM249 223H247V226H245V231L249 234V231H250V234L252 235V237H253V239H254V237L255 236H257V237H259V233L257 234V232L259 231H257V230H254L255 228V226H256V228H258L257 227V225H255L254 227H252L253 226V224H252V226H250V225H248ZM258 224V223H257ZM164 225H165V223H164ZM200 225V224H199ZM208 225V224H207ZM149 226V225H148ZM151 226V225H150ZM206 226V225H205ZM121 227H123V226H121ZM206 228H207V226H206ZM205 228V229H206ZM210 228V227H209ZM213 228H214V226H213ZM259 228H261V227H259ZM215 229V228H214ZM219 229V228H218ZM221 229V228H220ZM243 229V228H242ZM209 230V229H208ZM216 230V229H215ZM110 231V230H109ZM132 231V230H131ZM257 231V232H256ZM168 232V231H167ZM170 232H172V231H170ZM209 232H210V234H211V228H210V231H208V234H209ZM112 233H113V230H112ZM120 233L122 234L123 232L122 231H120L118 234L120 235ZM217 233V232H216ZM110 234V233H109ZM115 234V235H116ZM209 234V235H210ZM213 234V233H212ZM211 234V235H212ZM215 234V233H214ZM221 234H223V232L221 231ZM263 234V233H262ZM130 235V234H129ZM133 235V234H132ZM217 235V234H216ZM218 235H220V233L218 234ZM217 235V238L219 237ZM118 236V235H117ZM124 236H125V233H124ZM173 236V239L172 240H174V238H175V235H172ZM199 236V235H198ZM213 236V235H212ZM140 237V236H139ZM185 237V236H184ZM252 237H251V240L249 241H244V245L245 246H251V248L252 249H250V252L252 253L253 252V250H255V241H253V239H252ZM118 238H119V236H118ZM128 238V237H127ZM134 238V237H133ZM205 238H206V236H205ZM214 238H215V236H214ZM245 238V237H244ZM243 238V239H244ZM246 238H249V237H246ZM245 238V239H246ZM264 238V237H263ZM139 239V238H138ZM154 239V238H153ZM182 239V238H181ZM185 239H188V238H185ZM192 239V238H191ZM190 239V241H188L187 240V243L186 242H184V240L182 239V240H180V238H179V240H176V245H177V249L175 250H172L171 252H172V255H173V261H171L172 263H170V258L168 259V258H166L167 257V255H166V257L164 256L163 258H164V262H166L165 261V259H167V260H169V262H167V264H187V262L189 261V263L188 264H206L207 263V261L206 260H203V256L201 257V252L203 251L202 249H203V242H199V240L200 239H198L197 238V240H198V242H196L195 244H193V239L191 240ZM208 239H211V236L209 237L208 236ZM212 239H213V237H212ZM250 239V238H249ZM134 240V239H133ZM196 240V239H195ZM196 240V241H197ZM219 240V239H218ZM215 241V240H214ZM217 241V240H216ZM152 242V241H151ZM167 242V241H166ZM207 242H209V244H211V241H207ZM218 242L219 241H217V243L215 242V246L216 245H218ZM221 242V241H220ZM165 243V242H164ZM163 243V244H164ZM168 243V242H167ZM243 243V242H242ZM1 244V243H0ZM166 244V243H165ZM169 244V243H168ZM222 244H223V241H222ZM258 244L261 246V248L262 249H264V243L263 242H258ZM207 245V244H206ZM124 246V245H123ZM126 246V245H125ZM165 246V245H164ZM221 246V245H220ZM219 246V247H220ZM170 247H172V246H170ZM169 247V248H170ZM216 247H218V246H216ZM226 247H228V246H226ZM166 248V247H165ZM168 248V247H167ZM168 248V249H169ZM196 248H198V249H200L199 251H197V249ZM233 248V247H232ZM172 249V248H171ZM0 250L2 251V249L0 248ZM165 250V249H164ZM164 250H162V251H164ZM228 250V249H227ZM231 249L229 248V250L228 251H230ZM235 250V249H234ZM246 250V249H245ZM166 251V250H165ZM169 251V250H168ZM197 251V252H196ZM222 251H224V249L222 250ZM226 251V250H225ZM231 251H233V250H231ZM236 251V250H235ZM97 253H95V257H94V259H96V261H97V257H100V256H102L103 255V253H102V251L100 252V251H96ZM204 252V251H203ZM240 252H241V249H240ZM246 253H248L249 252V249L248 250H246L245 251ZM245 252L243 253V256H242V259H241V264H246L245 262H246V257L244 258V255H245ZM236 253V252H235ZM239 253V252H238ZM93 254V253H92ZM205 254H206V251H205ZM226 254V253H225ZM224 254V252H223V255H225ZM228 254H230V253H227L226 255H225V257L227 256L228 257ZM232 254V253H231ZM230 254V255H231ZM233 254H234V252H233ZM232 254V255H233ZM250 254V253H249ZM172 255H169L170 257L172 256ZM190 255H192L193 256V258H191L190 260H189V256ZM92 256V255H91ZM205 256V255H204ZM235 256V255H234ZM234 256H232V258L234 257ZM237 256H238V254H237ZM251 256V255H250ZM231 256H229L228 257V259L230 258ZM236 257V256H235ZM231 258V259H232ZM205 259H208V258H205ZM209 261V260H208ZM164 262H163V264H164ZM211 264V263H210ZM238 264V263H237Z\"/></svg>",
    "mask_w": 264,
    "mask_h": 264
}]
</instances>
